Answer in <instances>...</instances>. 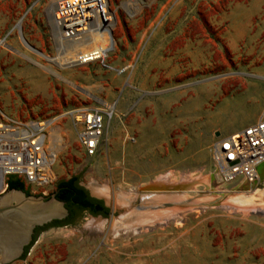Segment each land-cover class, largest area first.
<instances>
[{
	"label": "rangeland",
	"instance_id": "374dc122",
	"mask_svg": "<svg viewBox=\"0 0 264 264\" xmlns=\"http://www.w3.org/2000/svg\"><path fill=\"white\" fill-rule=\"evenodd\" d=\"M109 1L117 22L106 66H129L125 76L98 63L64 68L46 61L22 38L54 57L61 45L45 13L53 0H0V38L7 36L0 113L48 118L100 101L115 106L92 158L60 117L54 182L46 194L25 186L32 196L50 197L59 182L77 177L109 217L85 214L75 226L46 227L10 264H264V178L256 188L221 184L209 152L216 133L232 134L264 116V0H145L132 7ZM155 48L160 68L147 74L139 58ZM164 177L175 187L164 192L179 202L152 197L162 191L150 187ZM255 190L247 203L234 201L236 193ZM172 213L150 227L134 223Z\"/></svg>",
	"mask_w": 264,
	"mask_h": 264
},
{
	"label": "built area",
	"instance_id": "2783aa9c",
	"mask_svg": "<svg viewBox=\"0 0 264 264\" xmlns=\"http://www.w3.org/2000/svg\"><path fill=\"white\" fill-rule=\"evenodd\" d=\"M142 1L145 0H127L126 4L132 7ZM53 3L51 21L63 42L79 41L90 34H106L112 38L117 18L109 0H53ZM6 39L7 36L0 38V48L6 46ZM109 53L101 55L97 51H88L72 64L80 67L98 63L125 76L129 66L115 69L106 66ZM66 56L65 49L58 47L52 59L43 58L60 62ZM114 108V104L104 102L97 107L76 108L48 118L21 119L0 113V196L8 191L10 178L46 194L47 187L55 180L59 142L54 135L56 123L62 116L71 123L84 154L94 157L101 147L105 125L112 118ZM209 152L219 183L244 182L256 188L260 183L259 169L264 164V116L232 134L216 133Z\"/></svg>",
	"mask_w": 264,
	"mask_h": 264
},
{
	"label": "water",
	"instance_id": "95a60500",
	"mask_svg": "<svg viewBox=\"0 0 264 264\" xmlns=\"http://www.w3.org/2000/svg\"><path fill=\"white\" fill-rule=\"evenodd\" d=\"M261 173L259 182H263L264 166ZM68 215L65 204L56 199V193L50 197H37L12 189L1 195L0 264L20 259L24 249L31 244L36 228L61 222Z\"/></svg>",
	"mask_w": 264,
	"mask_h": 264
},
{
	"label": "bare ground",
	"instance_id": "6f19581e",
	"mask_svg": "<svg viewBox=\"0 0 264 264\" xmlns=\"http://www.w3.org/2000/svg\"><path fill=\"white\" fill-rule=\"evenodd\" d=\"M45 13L46 15L50 18L51 20V13L54 9V3H48L47 4V7L45 8ZM51 24H52V21H51ZM17 27V26H16ZM112 27V26H111ZM51 29L53 30L54 32V36L57 37V42L61 45L60 47H62L63 49H65L66 51V57L61 60L60 62L62 63L60 66H64V68H76L74 64H72L73 62L77 61L78 57L79 56H82L84 53L88 52V51H97L99 54L101 55H104V54H107L108 52H111L112 50H114V47H115V39H114V36L112 35V38L108 37L106 34L103 35V36H100V35H95V34H90V35H87L85 37H83L81 40L79 41H68V42H63L60 37H59V34H58V31L57 29L53 26L52 24V27ZM21 36V35H20ZM22 37V36H21ZM25 46L32 52H34L35 54H37L38 56H44L42 53H40L39 51L33 49L32 47H30L26 42L25 40L22 38ZM113 40V41H112ZM25 57V56H24ZM28 60H30L31 62H33L35 65H40L44 70H46L47 72H49L50 74L56 76L57 78H60V79H63L59 74H57L55 71L53 70H49L45 67V65H41L39 64L38 61H35V60H32L31 58L29 57H26ZM66 81V80H64ZM67 82V81H66ZM69 83V82H68ZM73 85V84H72ZM86 94L90 97H93L92 94L86 92ZM101 103H104L103 101H100V104ZM56 139L58 140V142H61V136L59 135V132H56L55 135ZM262 178V177H261ZM165 177H164V180L163 179H160V180H157L155 182V184H153L150 188L151 190H160L162 192H156L152 197L155 198V200L158 202V203H169L171 201H173V203H177L180 201V197L178 196H174V195H169L167 194L166 192H164V189H174L175 187L171 186L172 184H168V181L166 179L165 181ZM207 183V182H206ZM205 183L206 186H208L207 184ZM207 189H209L207 187ZM257 192V190L253 191L252 193L249 194V191L247 192H238V194L236 193V196H235V200H240L239 202L242 203V202H248L250 201L251 199V196H253L255 193ZM92 193H94L95 195L97 196H101V197H104V198H109L110 195H109V192H107V190H101V189H92ZM248 193V194H247ZM149 196V195H148ZM233 196V197H234ZM250 197V198H248ZM232 198V197H231ZM237 198V199H236ZM247 200H245V199ZM253 198V197H252ZM149 199V198H148ZM130 199H128V201H124L123 203L126 204V202H130L129 201ZM153 200V201H155ZM233 200V198H232ZM252 200V199H251ZM242 201V202H241ZM119 202V197L117 195H114V203L115 205H119L117 204ZM131 203V202H130ZM237 203V202H236ZM238 204V203H237ZM250 204V203H248ZM241 205V204H240ZM238 204V207L240 206ZM253 206V205H252ZM251 206V207H252ZM247 207V206H246ZM254 207V206H253ZM250 208V207H249ZM232 209V207H231ZM234 209V208H233ZM236 209V207H235ZM244 209V208H243ZM175 214L172 213V214H169V215H161V214H157L155 216H152V218H150L149 220H146V221H140L139 219H136V221L134 222L136 225L137 224H142V225H146V227H150L152 226L153 224H156L157 222H162V221H167L169 220L170 218L174 217ZM103 225V223H98L97 226L98 228L101 227ZM110 227H111V224H110ZM141 228H145V226H141Z\"/></svg>",
	"mask_w": 264,
	"mask_h": 264
},
{
	"label": "trees",
	"instance_id": "16d2710c",
	"mask_svg": "<svg viewBox=\"0 0 264 264\" xmlns=\"http://www.w3.org/2000/svg\"><path fill=\"white\" fill-rule=\"evenodd\" d=\"M12 189L21 190L25 192L26 195H30V192L25 188L24 184L16 178H10L8 180V190ZM55 193L56 199L63 202L68 210L69 215L67 219L61 222L55 221L44 227L36 228L31 244L24 249V253L20 259L26 256L28 250L36 241L37 234L46 227L75 226L77 222L69 221L75 213H79L80 218L85 214L103 218H108L110 215V209L107 208L101 200L92 198L88 192L79 185L77 177H71L68 180L59 182Z\"/></svg>",
	"mask_w": 264,
	"mask_h": 264
},
{
	"label": "crops",
	"instance_id": "0c3cea01",
	"mask_svg": "<svg viewBox=\"0 0 264 264\" xmlns=\"http://www.w3.org/2000/svg\"><path fill=\"white\" fill-rule=\"evenodd\" d=\"M140 56L141 60V70L147 74H153L154 72L159 71L160 68V57L159 50L156 48L153 49L151 53H143Z\"/></svg>",
	"mask_w": 264,
	"mask_h": 264
},
{
	"label": "flooded vegetation",
	"instance_id": "af4514ba",
	"mask_svg": "<svg viewBox=\"0 0 264 264\" xmlns=\"http://www.w3.org/2000/svg\"><path fill=\"white\" fill-rule=\"evenodd\" d=\"M67 219V218H66ZM65 219V220H66ZM80 219V214L79 213H75L70 219L69 221H73V222H78ZM64 221V220H63ZM34 234H35V231H34ZM34 236V235H33Z\"/></svg>",
	"mask_w": 264,
	"mask_h": 264
}]
</instances>
